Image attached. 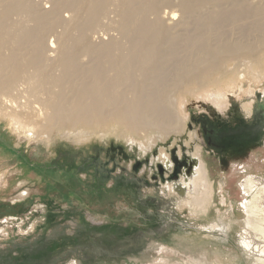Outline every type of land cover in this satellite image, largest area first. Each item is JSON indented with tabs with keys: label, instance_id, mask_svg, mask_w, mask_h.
Instances as JSON below:
<instances>
[{
	"label": "rangeland",
	"instance_id": "rangeland-1",
	"mask_svg": "<svg viewBox=\"0 0 264 264\" xmlns=\"http://www.w3.org/2000/svg\"><path fill=\"white\" fill-rule=\"evenodd\" d=\"M252 59L218 83L181 90L180 132L154 135L146 151L110 122L99 124L111 126L104 132L86 129L99 130L82 144L57 133L31 142L0 110V264H264V200L255 198L259 185L243 186L249 177L264 183L260 43ZM230 144L250 148L226 158ZM164 154L174 169V159L184 164L177 180ZM196 154L212 198L201 213L178 207L183 188L166 189L195 168Z\"/></svg>",
	"mask_w": 264,
	"mask_h": 264
},
{
	"label": "bare ground",
	"instance_id": "bare-ground-1",
	"mask_svg": "<svg viewBox=\"0 0 264 264\" xmlns=\"http://www.w3.org/2000/svg\"><path fill=\"white\" fill-rule=\"evenodd\" d=\"M257 43L264 0H0V110L31 142L57 133L82 144L110 122L146 151L154 135L178 129L181 90L218 83L232 64L254 60ZM193 157L192 175L166 189L179 196L183 188L177 206L201 213L212 198L206 165ZM259 182L243 186L259 185L255 198L264 200Z\"/></svg>",
	"mask_w": 264,
	"mask_h": 264
},
{
	"label": "flooded vegetation",
	"instance_id": "flooded-vegetation-1",
	"mask_svg": "<svg viewBox=\"0 0 264 264\" xmlns=\"http://www.w3.org/2000/svg\"><path fill=\"white\" fill-rule=\"evenodd\" d=\"M230 145H231V148H230L228 154L226 155V158H228V156H231V157L245 156V154L247 153L248 148H250V147H245V148H237V149H235V148H233L232 144H230ZM225 151H227V150H225ZM226 158H224L223 160L225 161Z\"/></svg>",
	"mask_w": 264,
	"mask_h": 264
},
{
	"label": "water",
	"instance_id": "water-1",
	"mask_svg": "<svg viewBox=\"0 0 264 264\" xmlns=\"http://www.w3.org/2000/svg\"><path fill=\"white\" fill-rule=\"evenodd\" d=\"M174 162H175V169H174V176H173V179L177 180L179 178V175L180 173L182 172L183 168H184V164L179 161V160H176L174 159ZM191 171H192V167L190 166L188 168V174H191ZM179 191L181 192V194H183V190L179 189Z\"/></svg>",
	"mask_w": 264,
	"mask_h": 264
}]
</instances>
